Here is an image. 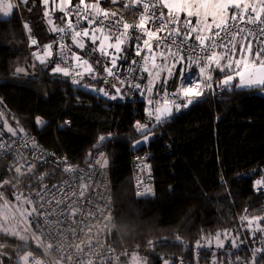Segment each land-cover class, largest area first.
I'll use <instances>...</instances> for the list:
<instances>
[{"label":"trees","instance_id":"trees-1","mask_svg":"<svg viewBox=\"0 0 264 264\" xmlns=\"http://www.w3.org/2000/svg\"><path fill=\"white\" fill-rule=\"evenodd\" d=\"M70 1L67 10L79 3ZM95 2L86 0L88 4ZM125 2L99 0L103 9L118 13L117 17L138 20V10H125ZM45 11L43 0H28L10 17L0 15V104L9 126L19 133L3 139L13 141L27 133L35 134L42 147L79 166H88L99 150L108 154L115 217L110 242L116 253L111 264H130L134 256L145 264H163L179 256L191 259L198 243L206 254L249 261L253 249L264 246V234L255 230L264 227V219L254 226L255 236L242 219L264 217V193L253 188L255 179L264 175V91L240 89L236 82L224 89L218 81L225 72L214 74L211 89L198 102L174 120L157 123L149 117L140 94L123 103L103 99L82 87L101 86L106 81L113 95H117L113 84L123 95L105 71L108 62L91 45L81 54L94 67V79L87 77L71 85L68 76L53 75V61L60 63L56 43L59 32L50 29ZM64 16L69 18L66 13ZM32 39L37 44L33 45ZM51 43L57 51L51 63H34L39 46ZM130 45L129 60L134 49L133 42ZM17 69L31 73L23 75ZM100 73L105 77L99 79ZM146 83L144 74L142 87ZM179 86L180 76L176 74L170 89L177 92ZM37 117L47 122L42 130L38 129ZM137 122L147 124L148 135L154 134L155 139L135 152L132 145L144 136L136 129ZM101 136L106 139L100 141ZM145 153L151 156L154 168L156 190L151 197L137 196L134 190L133 160ZM13 162L12 156L0 161V183L10 181L2 189L9 203L18 193L29 196L39 191L35 176L16 179L9 170ZM33 171L44 176L45 184L61 179L51 167L37 165ZM223 233L228 235H221L224 246L218 248L215 237ZM233 238L237 247H231ZM209 241L211 247L207 246ZM21 243L15 237H4L2 244L8 253L0 255V262L8 263L9 257L21 255ZM33 246L34 241L28 242L26 250Z\"/></svg>","mask_w":264,"mask_h":264},{"label":"snow or ice","instance_id":"snow-or-ice-1","mask_svg":"<svg viewBox=\"0 0 264 264\" xmlns=\"http://www.w3.org/2000/svg\"><path fill=\"white\" fill-rule=\"evenodd\" d=\"M65 2L66 0H60L61 11H63ZM67 2L70 3V0H67ZM27 3L28 0H18L17 3H14L13 0H0V15L10 17L14 9H18L21 4L27 5ZM111 3L117 4L118 0H111ZM43 4L47 8L49 0H43ZM74 7L77 10V21L82 19L88 25L95 27L91 31L87 28L77 30L69 17L62 18L66 19V28L53 26L51 30L70 34L71 41L80 48H83L84 44L77 39L78 37L88 38L93 45H97L99 40L98 47L93 50L109 56L112 67L105 66V71L109 76L116 79L119 84H124L125 81L120 80L112 71V68L116 67L117 59L120 58L118 54L123 52L122 45L128 39L129 29L135 28L145 37L142 44H136V55H140L142 49L152 52L153 48L150 41L154 40L157 47H160L161 40L173 37L171 41H168L167 54L171 55L173 63H182L185 56L180 53L183 47L188 46L187 42L193 40L196 46L192 48V51L199 50L205 53L204 57L198 58V60L202 59L204 62L203 66L200 67L202 74L205 73L206 69L208 71L213 70L214 66L216 70L225 72L224 78L218 81L222 88L230 89L233 81H235L236 86L241 89L257 88L264 91V0H126L122 4L125 10L142 9L139 11V20L135 25L125 22L123 17L114 19L118 16V13L101 8L99 0L91 4L86 3V0H79V3ZM45 15H48L47 11H45ZM181 16L184 17L182 22ZM105 21H109L108 25H105ZM49 22L51 23V21ZM240 24L245 25V27H240ZM148 25H152V27L149 28ZM24 27L30 32L27 24ZM242 33L243 36H241ZM257 33L260 39L254 51L252 45L253 41L257 40ZM238 36H241L242 42L240 43L239 57L236 58L235 40ZM224 37L229 38L227 42H225ZM177 38L180 40L179 44H177ZM113 39L115 43L108 44V48L113 49V54L109 55L105 52L103 41ZM31 43L35 45L37 41L32 39ZM171 46L176 47V52H172ZM59 47L63 52L64 46L60 45ZM51 48L52 45L46 46V56L52 55ZM218 48L222 49V52H219ZM161 56H166V53L162 52ZM37 58L41 64L47 63L43 56ZM73 59L80 61L81 58L76 55ZM189 62H192L191 58H189ZM83 63L87 65V61ZM132 63L135 64L136 62L132 61ZM88 67L90 68V66ZM144 70L147 71V68ZM20 71L22 70L17 69V72ZM51 73L63 76L72 75L69 67L61 66L60 63L55 61H53ZM76 75L81 74L76 73ZM89 75H93V73L90 71ZM211 79V75L205 77L206 81H211ZM72 82L78 84L80 81L74 78ZM112 87L117 95L109 96V93L103 89L99 91L103 92L105 96H109L110 99H117L120 88L116 87L115 84ZM131 87L139 88L140 85L133 84ZM200 87V83L193 84L192 82L182 86L179 94H182L186 99L183 105H175L176 110L179 111L181 107L186 108L194 102H198L203 97V91L200 90ZM205 87L211 89L212 86L210 83H205ZM148 91H151V88ZM149 103L152 102L149 101ZM169 103L171 102L168 100L164 101L165 105ZM172 115V109L169 107H157L149 112V117L154 118L157 123L163 122ZM36 123L43 126L46 122L37 117ZM135 127L144 134L143 141H137V143L146 142L149 139V126L137 122ZM8 131L12 135H16L12 128H9ZM20 131L22 132L23 129ZM105 139L103 136L99 137L100 141ZM5 148L6 146L0 143V150ZM101 160H103L101 166H106L107 161L103 159L102 153ZM101 160H97L96 164H101ZM34 169L35 164L30 161L21 164L17 160L9 170L14 171L17 180L24 176H28V178L35 176L39 181V191L36 192L35 201L30 197L21 198L22 194H20L15 197L16 204H10L3 197V193L0 192V233L5 237H15L22 242L19 251H24L25 254L18 256V264H42L40 260L33 256L32 252L26 251L30 236L38 247H45L46 251L55 249L60 254V261H56L55 264H61L62 261H66L67 264H95V260L102 255L98 251L102 245L99 239L100 233L115 227L112 223L113 217L109 206L111 196L107 189H105V195L102 197L105 200V206L89 209L85 206V202L91 204V198L87 196L91 185L83 182V177L77 176L75 183L69 178L63 184H54L50 188L43 183L44 176L36 175ZM63 171L72 173L75 169L69 165ZM9 183L10 181H3V183H0V187ZM255 185L260 190L259 186L264 185V179L256 180ZM151 194L153 193L150 188H145L143 191L136 193L137 196ZM17 218L18 222L23 223V228L12 226V222L16 221ZM242 219L248 222L249 230L255 236L253 228L264 217H243ZM33 221L44 225L43 229H38L40 236H36L35 232L29 231V225ZM255 230L264 234V227H257ZM221 235L227 238L228 234L216 235L215 240L218 248L224 246ZM42 238H47L50 242L44 246L41 243ZM261 239L264 241V235ZM230 244L231 247H237V239L233 238ZM200 246L198 243L197 247ZM207 246L211 247V241L208 242ZM106 251L110 252L112 250L108 249ZM2 254L3 244L0 243V255ZM133 260L135 264H140L139 257L134 256ZM258 261L259 264H264V246L253 249L250 260L245 264H258Z\"/></svg>","mask_w":264,"mask_h":264},{"label":"built area","instance_id":"built-area-1","mask_svg":"<svg viewBox=\"0 0 264 264\" xmlns=\"http://www.w3.org/2000/svg\"><path fill=\"white\" fill-rule=\"evenodd\" d=\"M17 1V0H13ZM83 7V6H82ZM142 9L138 10L141 11ZM76 8L72 7L69 8L66 11V14L68 17H70L73 20V25L76 27L77 30H83V29H89V31L92 30L95 26H90L85 22L84 20L77 21L76 16ZM166 12V10H164ZM119 17H115L114 19H118ZM125 22L129 23L130 25H135L138 23V20H130V19H123ZM182 22V20H181ZM109 21H105V25H108ZM240 27H245V25L240 24ZM149 28L152 27V25H148ZM106 32V30H105ZM164 35L163 33L161 34ZM223 35V34H222ZM244 34L242 33L241 36ZM128 36L134 39V54L133 58L130 61L129 65H125L123 67H120L118 69H115L113 72L116 74V76L119 77L120 80L125 81L124 84H119L118 81L115 79L117 84L123 88V103H128L129 101L134 100L137 95H143L141 93L142 89V79L144 76V67L147 62V56H148V50L142 49L140 55L135 54V46L136 44H142L143 39L145 38L142 33L139 32L138 29L132 28L129 29ZM239 37V36H238ZM81 42H84V38H77ZM173 37H167V40H161V46L157 47L155 41H150L152 44V48H163L167 49L169 44L168 41H171ZM225 42L229 39L228 37H224ZM260 39L259 34L257 33V40H254L258 43V40ZM71 42V36L68 33H57L56 36V43L58 45V60L61 64V66H67L69 67V70L71 71L72 75L68 76L69 81L71 85H77V83H73V79H81L82 71L80 68H82V65H84L85 58L79 54L73 53L70 46ZM180 43V40L177 38V44ZM188 46L183 47L180 54L185 56L189 60L191 58L192 63L195 64L197 67L203 66V60L198 58L204 57L205 53L202 51H192V48L195 47V42L193 40H189L187 42ZM60 45H63V52H61ZM172 51L176 52V47L171 46ZM219 52H222V49H217ZM80 56V61H75L73 59L74 56ZM132 61H135L136 63L133 64ZM66 62V64H65ZM76 73H80L81 75L77 76ZM209 74V71L206 69L205 73H203L204 78ZM211 75V73H210ZM208 82V81H207ZM79 84V83H78ZM133 84H139V88L131 87ZM144 97V95H143ZM184 97L178 95V93H171L169 95H159L155 98H147L145 97L143 99L145 104V109L147 112L153 111L155 108L162 106L164 104L165 100L170 101L169 103L174 109L175 114L180 115L182 112L188 110L191 105L184 108L181 107L179 111L176 110L175 105H183L185 103ZM149 101L152 103L150 104ZM0 143L4 144L6 146L5 149L0 150V161L6 157L12 156L14 159L13 165L17 160L21 164L25 163V161H30L31 163L35 164V167L37 165H40L42 167H51L58 171L61 175V179L58 182L47 184L50 188L52 185H61L65 182V180H68L71 178L72 182L75 183V179L77 176L83 177L84 181L86 183H89L91 186L88 189L87 196L91 198V204H87L85 202V206L89 209L93 207H99L103 208L105 206V200L102 199L105 195V189H107V192L110 194V208H111V215L113 217L112 223L115 225V217H114V194H113V188L111 183V176H110V160L108 154L104 150H99L95 156L92 159V162L88 166H79L78 164L72 163L68 160L66 156H60L56 154L54 151L46 149L42 147L39 144L38 138L35 134L27 133L19 138L8 141L3 138H0ZM101 153L103 154V159L107 161L106 166H101L103 164V160H101ZM97 160H101V164H96ZM73 166L75 169L72 173H66L63 171V169L67 166ZM133 169H134V190L135 194L138 191H143L145 188H150L152 190L151 195H144L141 197H151L155 194L156 185L154 180V168H153V162L152 158L149 154H141L137 155L133 160ZM264 179V175L260 176L255 179L261 180ZM255 181L253 183L254 191L257 193H264V185L259 186L260 190H258L257 186L255 185ZM31 199L34 201L36 200V194L35 195H29ZM87 199V198H86ZM97 223H99L97 221ZM32 224L35 226L37 231V236H40V231L38 229H43L44 225L43 223H36L35 221L32 222ZM102 227V226H101ZM114 228H111L107 231H102L100 233L99 239L102 242L101 247L98 249L102 255L95 260V264H111L115 257V249L111 245L110 237L111 233ZM70 238V237H69ZM50 242L47 238H42L41 243L42 245L46 246ZM108 249H111L112 251H106ZM29 252H32L33 256L36 257V259L40 260L42 264H55L56 261H60V254L55 251V249L52 250H45V247H39L37 250H27ZM25 252H23L21 255H24ZM245 260L241 258H234V257H220L218 255H209L203 252V249L201 247H196L193 250V257L189 259L186 256H179L176 259H174L173 264H245ZM0 264H18V257L15 258H9V262H0ZM61 264H67L66 261H62Z\"/></svg>","mask_w":264,"mask_h":264},{"label":"rangeland","instance_id":"rangeland-1","mask_svg":"<svg viewBox=\"0 0 264 264\" xmlns=\"http://www.w3.org/2000/svg\"><path fill=\"white\" fill-rule=\"evenodd\" d=\"M14 3H16V2H14ZM49 3H51L50 0H49ZM49 6H50V4H49ZM49 6L47 5V8H49ZM66 11H67V9L64 10V13H66ZM2 17L3 18H8V17H4L3 15H2ZM131 37L128 36V39L130 41L128 42V44H126V46H127L126 48L128 49V53H129V47L131 46L130 43L133 42V44H134V42H135L134 39L131 38ZM85 40H86V37L84 39V42H81L80 40L79 41L81 43H85ZM107 41L112 43L113 40L112 41L107 40ZM73 44L74 43L71 41L70 42V46H71V49H72L71 51L73 53L75 52L76 54H79V55L83 56L81 54V52L73 50ZM43 49H44L43 46H39V48L35 52L34 55H35L36 59H35L34 63L41 64L37 57L43 56L44 59L46 58ZM162 52L166 53V56L162 57L161 56ZM172 52H174V51H172ZM107 53H109V52H107ZM112 54H113V52L109 53V55H112ZM133 54H134V49H133ZM104 59H106V58L104 57ZM131 60H128V59L125 60L126 62L116 66L112 71H114L115 69H118L120 67H123L125 65H129ZM46 61H47L48 64H50L52 60L51 59H47ZM106 61H105V63H106ZM187 62L189 63V60L187 58H185L183 63H173L171 55L167 54V49L153 48L152 52H148L147 62H146L145 67H144V69L147 68V71L144 70V72H145L144 74H146V77H147V83L143 84L142 94L144 95V97L142 95L141 96V98H142L141 100L143 101V99L145 97H147V98H155V97H157V96H159L161 94L162 95H169L171 93H178L179 94L181 92V87L182 86H186L189 82H192L193 84L200 83V85H201L200 90H202L203 94H205L208 91V88L205 87V83H210L211 84V82L210 81L207 82L205 80L204 75L200 72V68L199 67L197 68V66H194V67L192 66L194 63L191 62V64H189L190 65L189 67H188V65L184 66V63L186 64ZM108 64H109L108 67H111L110 66V62ZM87 68L88 67H87V65L85 66V64L82 65V68H80V70L82 71V75H81L80 81L85 79V78H87V77H89L90 79H94L95 78L94 74L93 75H88L89 73L86 74V71H88ZM21 70L22 71H20L18 73L23 74V75H27L28 73H31L27 69H21ZM211 72H212V70L209 71L208 75H210ZM176 74H179V76H180V86H179V89L177 90V92H174V91H171L170 86H171V82L175 78ZM142 81H143V79H142ZM105 83H106L105 85H101V86L84 84V85H82V87L85 88L86 90L92 92V93H95V94L99 95L103 99L112 100V99L109 98V96H105L103 94V92L99 91V90L103 89L105 92H108L110 96L113 95V93H111L110 90L108 89L109 85L107 84L106 81H105ZM149 88H151V91H148ZM158 89L160 91H158ZM122 90H123V88H122ZM123 93H124V91H123ZM180 96L184 97L182 94H180ZM6 117H7V114L4 111L3 105L0 104V138H3V137L5 138V136L6 137H10L11 136L13 138L17 137L19 135V133L16 132V135H12V133H10L8 131V129L11 128V126H9L8 122L6 121ZM2 189H5V187L4 186H2V188L0 187V192H2ZM17 195H20V194L18 193V194H16V196ZM3 197L7 200V198L4 196V193H3ZM23 197H28V196L27 195L26 196H22L21 198H23ZM12 201H11L10 204H16V199L12 200ZM12 226L13 227H17V228H23L24 227L23 223L18 222V218H17L16 221L12 222ZM29 231L30 232H35V234L37 236L36 228H35V226L32 223L29 225ZM4 237L5 236L2 233H0V243L3 242ZM31 239L32 238L30 236L28 242L34 241V240H31ZM221 239L224 240V238H221ZM33 247H34V249H32V250H37V248H39L35 241H34V246ZM8 250H9V248H8ZM27 250H30V249H27ZM7 253H8V251L6 250L5 247H3L2 256L7 255ZM137 257H139V256H137ZM131 261L132 262L130 264H135V261L133 260V258H132ZM142 262L143 261L140 258V264H145V263H142Z\"/></svg>","mask_w":264,"mask_h":264},{"label":"crops","instance_id":"crops-1","mask_svg":"<svg viewBox=\"0 0 264 264\" xmlns=\"http://www.w3.org/2000/svg\"><path fill=\"white\" fill-rule=\"evenodd\" d=\"M51 1V3H49L50 4V6H49V4H48V6H49V8H47V12H48V15H46V20H47V23H48V25H49V27H50V29H52L53 28V26H55V27H67V24H66V19H62V18H66V16H64V10L65 9H67L69 6H71V1H70V3H68L67 2V0H66V2L63 4V11H61V5H60V0H50ZM99 6L101 7V5L99 4ZM102 8V7H101ZM49 21H51V23L49 22ZM193 22H195V21H193ZM54 32H56V31H54ZM112 41V40H111ZM130 40L129 39H127V41H126V43L124 44V45H122V47H123V52L122 53H120V54H118L119 56H120V58H118L117 59V64H116V66H118V65H120V64H122V63H124V62H126L125 60H129V57H128V49L126 48L127 46H126V44H128V42H129ZM242 42V40H241V36H239V37H236V40H235V43H236V58H238L239 57V48H240V43ZM100 43V41L98 40L97 41V45H93L91 42H90V40L88 39V38H86V40H85V43H83L84 44V47L83 48H80L76 43H74L73 44V50H76V51H78V52H81V50H84L86 47H88V46H92L93 48H97L98 47V44ZM103 43H104V45H105V52L107 53V52H113V49H110V48H108V44L110 43V42H108L107 40H104L103 41ZM112 43H115V40L113 39V41H112ZM257 42H255V41H253V50L255 51V49H256V47H257ZM47 45H52V48H51V52H52V55L51 56H46V60L47 59H51V60H53L54 59V57L56 56V49H55V44L54 43H51V44H46V45H44L43 47H44V54H45V52H46V46ZM108 53V54H109ZM105 58H106V60L108 61V63L110 62V60H109V56H106V55H103ZM124 57H127L126 59L124 58ZM87 61V60H86ZM183 63V62H182ZM223 63V62H222ZM189 64H191L190 62L188 63H184V66H187L188 65V67L190 66ZM86 66V65H85ZM88 66H90V68L88 67ZM110 66L112 67V65H111V63H110ZM193 67L195 66V64H193L192 65ZM87 70L88 71H86V74L87 73H89L90 71L93 73V74H96L95 73V69H94V67L91 65V63L89 62V61H87ZM115 68V67H114ZM114 68H112V70L114 69ZM198 68V67H197ZM218 73H224L223 71H219V70H216L215 68H214V66H213V70H212V72H211V76L213 77L214 76V74H218ZM89 75V74H88ZM109 76V75H108ZM103 77H105V75L104 76H102V74L100 73L99 74V79H102ZM109 77H112V76H109ZM235 81H233V83H234ZM239 88V87H238ZM122 89V88H121ZM241 89V88H240ZM245 89H249V88H245ZM110 96V95H109ZM117 99H119V98H117Z\"/></svg>","mask_w":264,"mask_h":264},{"label":"water","instance_id":"water-1","mask_svg":"<svg viewBox=\"0 0 264 264\" xmlns=\"http://www.w3.org/2000/svg\"><path fill=\"white\" fill-rule=\"evenodd\" d=\"M121 96L124 98V96L121 94V90H120V94L118 95V98L120 100H123V98H120ZM159 107H161V108H163V107H169V108L172 109V112H173V115L172 116L168 117L166 120H164L161 123H167L169 121H172V120H174L178 116V115L175 114V109L170 104H167V105L163 104L162 106H159ZM46 124H47V122L43 126H40V125L37 124L38 129L39 130H42L45 127ZM63 128L65 129V127H63ZM154 139H155V135L154 134H150L149 135V139L146 142L137 143V141H136L132 145V150L135 151V152H137V151L141 150L144 146H146L149 143H151ZM138 141H143V138L140 139V140H138ZM165 262H166V264H173L174 263V260L173 259H170V260H167ZM165 262L163 264H165Z\"/></svg>","mask_w":264,"mask_h":264}]
</instances>
